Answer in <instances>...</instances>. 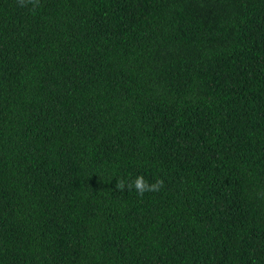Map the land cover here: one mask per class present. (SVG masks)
Listing matches in <instances>:
<instances>
[{"label":"trees","instance_id":"obj_1","mask_svg":"<svg viewBox=\"0 0 264 264\" xmlns=\"http://www.w3.org/2000/svg\"><path fill=\"white\" fill-rule=\"evenodd\" d=\"M0 264H264V0H0Z\"/></svg>","mask_w":264,"mask_h":264},{"label":"clouds","instance_id":"obj_2","mask_svg":"<svg viewBox=\"0 0 264 264\" xmlns=\"http://www.w3.org/2000/svg\"><path fill=\"white\" fill-rule=\"evenodd\" d=\"M19 3L21 6L32 4L33 7H37L39 0H19ZM115 187L118 190H124L125 188H127L129 191L134 190L139 196L142 197L145 193L160 191L164 187V180L157 179L154 183H150L143 175H139L127 184L121 179L117 181Z\"/></svg>","mask_w":264,"mask_h":264}]
</instances>
